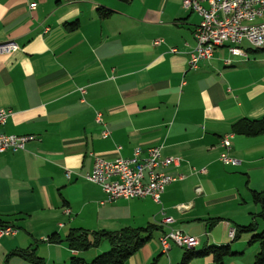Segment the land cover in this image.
<instances>
[{
	"label": "crops",
	"instance_id": "1",
	"mask_svg": "<svg viewBox=\"0 0 264 264\" xmlns=\"http://www.w3.org/2000/svg\"><path fill=\"white\" fill-rule=\"evenodd\" d=\"M200 20L183 0H0V41L20 45L0 53V108L12 110L0 133L37 135L25 150L0 154V215L15 228L0 235V264H31L12 254L29 247L44 264L91 261L109 241L74 250L65 240L72 229L150 224L152 237L124 264H181L183 247L163 252L159 240L171 228L197 236V248L230 244L237 252L221 263L207 255L189 264H254L260 245L250 242L253 232L235 239L229 232L251 222L257 232L264 227L251 193L264 190V134H236L232 125L264 117V47L249 48L247 57L222 47L190 69ZM229 134L236 164L220 159ZM154 146L181 158L160 171L185 175L166 186L161 203L109 202L83 177L96 156L130 157L136 147Z\"/></svg>",
	"mask_w": 264,
	"mask_h": 264
},
{
	"label": "built area",
	"instance_id": "2",
	"mask_svg": "<svg viewBox=\"0 0 264 264\" xmlns=\"http://www.w3.org/2000/svg\"><path fill=\"white\" fill-rule=\"evenodd\" d=\"M63 2H80L89 0H61ZM186 8L197 12L201 20L194 29L196 44L189 54V68L199 66L201 61L211 59L215 52L225 47L230 55L248 56L249 48L264 47V0H183ZM31 9L36 8L32 3ZM162 40L157 39L155 43ZM20 45L14 40L0 41V53H14ZM172 51H176L172 48ZM227 64L232 59L226 58ZM79 90L86 92L85 87ZM12 114L11 109L0 108V125L6 123ZM97 121L104 125L102 136L107 138L110 130L105 126L100 112ZM232 135L221 139V145L227 151L221 154L225 164H236L237 160L229 155ZM37 135L0 133V154L11 151L25 150L30 141L36 140ZM121 148V147H119ZM161 146L147 149L136 147L132 156H118L114 159H105L96 156L92 169L83 175L84 179L99 185L107 194V200L114 202L118 199H131L151 197L155 202L161 203L162 194L170 183L183 179L185 175H170L160 171L161 167L170 164L180 165L181 158L163 156ZM91 155H93L91 153ZM199 172H206L200 169ZM71 177L72 171H66ZM69 213L70 209H66ZM173 217H165V223H172ZM15 228L7 226L0 229V235L11 234ZM229 235L234 238L235 229ZM163 252H168L173 245L183 248H195L200 244L197 236L189 235L183 231L171 228L164 231L160 238Z\"/></svg>",
	"mask_w": 264,
	"mask_h": 264
},
{
	"label": "trees",
	"instance_id": "3",
	"mask_svg": "<svg viewBox=\"0 0 264 264\" xmlns=\"http://www.w3.org/2000/svg\"><path fill=\"white\" fill-rule=\"evenodd\" d=\"M77 26L76 22L67 24L69 29H74ZM232 130L236 134H243L248 136L264 134V117L259 119L243 118L232 125ZM252 199L254 202L261 205V211L258 214L264 222V190H252ZM216 218L215 220H218ZM13 221L6 220L0 215V229L7 226H12ZM155 224H150L145 227H124L118 231H88L82 228L72 229L65 240L69 242V246L78 251H84L91 247L100 244L103 238L110 243V248L100 254L96 255L91 261L73 256L70 264H124L129 257L137 252L151 237L155 229ZM253 232L250 242H259L260 248L254 258V264H264V227L257 232V224L251 222L247 225H242L235 228V239L238 232ZM56 235H52L47 240L53 241ZM237 252L231 249L230 244H210L201 248H184V253L181 258V264H189L192 259L197 257H204L213 255L216 262L221 263L223 259ZM12 254L19 255L28 260L31 264H44L45 260L38 255L35 249L29 247L19 249Z\"/></svg>",
	"mask_w": 264,
	"mask_h": 264
},
{
	"label": "rangeland",
	"instance_id": "4",
	"mask_svg": "<svg viewBox=\"0 0 264 264\" xmlns=\"http://www.w3.org/2000/svg\"><path fill=\"white\" fill-rule=\"evenodd\" d=\"M225 136H226V135H225ZM225 136H224V137H225ZM231 138H232V137H231ZM231 145H232V142H231ZM134 150H135V149H134ZM133 152H134V151H133ZM4 153H5V152H4ZM220 159H221V157H220ZM221 161H222V160H221ZM222 162H223V161H222ZM223 163H224V162H223ZM85 174H86V173H85ZM67 209H68V208H67ZM173 219H174V218H173ZM173 222H174V221H173ZM173 222H172V223H173ZM176 229H177V228H176ZM169 230H170V229H169ZM193 236H194V235H193ZM159 238H160V237H159ZM258 243H259V242H258ZM196 248H197V247H196ZM183 249H184V248H183Z\"/></svg>",
	"mask_w": 264,
	"mask_h": 264
},
{
	"label": "bare ground",
	"instance_id": "5",
	"mask_svg": "<svg viewBox=\"0 0 264 264\" xmlns=\"http://www.w3.org/2000/svg\"><path fill=\"white\" fill-rule=\"evenodd\" d=\"M199 66H192V69H196V68H198Z\"/></svg>",
	"mask_w": 264,
	"mask_h": 264
}]
</instances>
